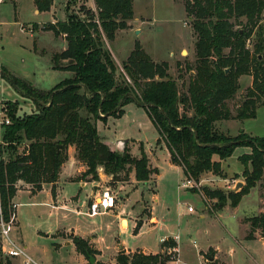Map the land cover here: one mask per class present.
<instances>
[{"label":"trees","instance_id":"1","mask_svg":"<svg viewBox=\"0 0 264 264\" xmlns=\"http://www.w3.org/2000/svg\"><path fill=\"white\" fill-rule=\"evenodd\" d=\"M93 1L96 10L83 5L81 13L76 14L70 13L69 2L65 21L42 27L64 38L66 48L52 56V70L71 73L70 78L50 90H36L34 85L11 74L8 77L23 96L33 100L37 112L19 118L17 103H3L9 108L5 114L10 121L1 127L0 193L4 220L11 218L17 184L31 185L36 194L44 185L57 183L69 160L70 148L75 149L76 160L85 167L71 182L98 181L99 169L117 182L129 181L132 172L137 182H149L157 169L151 168L142 144L141 157L136 158L127 144L123 150L115 151L99 135L98 123L121 118L128 104L146 110L160 134L157 145L164 142L171 163L183 169L188 181L200 183L207 173L222 176V162L236 148L249 147L251 153L240 157L246 180L244 190L227 195L204 190L206 199H229L231 207H237L251 189L264 183V137H249L245 132L230 137L218 130L217 123L254 119L258 108L264 106V0H183L194 34L196 57L194 66H186L190 74L187 84L182 75L179 80L171 77L168 63L155 62L139 42L122 63L119 79L118 65L107 42H112L119 31L130 28L133 0ZM34 3L43 13L51 11L54 1ZM37 28L35 24L33 34ZM0 75L4 76L2 72ZM243 76H250L252 85L234 112L229 102L236 98ZM5 147L12 151L23 149L7 158ZM247 221L250 230L246 240H255L257 233L264 239V212ZM71 240L84 257L99 254L88 240L76 235ZM161 246L172 252L126 253L120 249L116 263L167 264L176 259L175 241H164Z\"/></svg>","mask_w":264,"mask_h":264},{"label":"rangeland","instance_id":"2","mask_svg":"<svg viewBox=\"0 0 264 264\" xmlns=\"http://www.w3.org/2000/svg\"><path fill=\"white\" fill-rule=\"evenodd\" d=\"M53 1L51 11L40 14L36 13L34 0H6L0 6V72L4 75H0V100L3 121L8 119L5 109H9L4 107V102L18 104L19 118L37 112L33 100L23 96L10 82V74L34 85L36 90H50L72 76L71 73L52 71V56L63 51L66 42L63 37H56L52 32L42 30V27L52 21H65L69 2L70 13L75 14L81 13L80 8L83 5L93 10L96 7L93 0ZM134 10L137 18L135 23L140 25L137 30L141 31L140 34L137 31H119L112 42H107L118 65L117 77L120 79L123 60L132 52L137 40L154 61L168 63L171 77L179 80L182 75L187 84L190 74L186 66H194L196 57L194 35L187 19L184 1L134 0ZM37 23L39 28L33 34L32 30ZM182 48L186 49L180 52ZM251 85L250 76L240 78V90L236 98L229 102V107L234 112ZM26 93L30 96L36 95ZM124 109L125 114L121 118H109L106 123H98L99 135L115 151L123 150L119 145L120 141H127L131 155L136 158L141 157L142 144L146 155L151 156L153 165L158 169V173L151 178L154 181L150 183L137 182L134 172L130 174L131 182L120 181L123 188L118 199L126 198L122 202V209L128 212V215L123 216L128 217L131 225L135 224V227L123 231L118 224L119 218L113 217V212L96 217L89 216L93 191L91 185L85 190L86 196L81 197L86 199L87 205L82 208L83 213L78 214L69 209H55L50 203L52 198L47 193L50 191H41L33 196L27 193L34 192L33 187L19 182L17 187L21 193L16 203L12 201V214L18 215L10 233L13 241L26 248L27 254L38 264H89V258L80 254L74 243L66 244V240H71L72 235L65 231L72 233V230L83 236L96 235L97 248L101 254L95 255L94 264H117L116 257L121 246L158 253L164 241L176 242L173 254L177 257L168 264H212L217 252L227 264H264V241L246 240L250 230L247 220L264 212V183L251 189L235 208L231 207L229 199L219 202L218 199L204 197L205 189L221 191L225 195L244 190L246 180L243 177L244 166L240 157L251 153V149L236 148L224 161L222 176L208 174L203 179L204 174L200 183H188L182 168L172 165L164 142L157 145L160 134L146 110L136 104H128ZM237 122H219L217 128L230 137L239 136L242 132L249 137H264V106L258 108L256 118ZM19 149L21 152L23 148ZM17 151L5 147L4 156L9 158L17 154ZM72 155L70 148L69 159ZM215 158L218 160V156ZM74 166L76 165L71 160L62 179L72 173ZM99 175L100 179L94 182H99L102 189H114L117 185V181L106 175L103 169H99ZM77 177L79 173L74 178ZM78 183L80 182L63 187L58 199L64 204L69 203L70 198L80 192ZM239 183H243V187L237 189ZM156 192L158 201L154 203L153 194ZM190 207L193 212L189 211ZM152 216L154 220H151ZM3 248L4 240L0 228V260L3 264H25L24 257L10 258ZM170 252L172 250L168 247L163 249L164 254Z\"/></svg>","mask_w":264,"mask_h":264},{"label":"crops","instance_id":"3","mask_svg":"<svg viewBox=\"0 0 264 264\" xmlns=\"http://www.w3.org/2000/svg\"><path fill=\"white\" fill-rule=\"evenodd\" d=\"M133 9H134V0H133ZM36 13H38V14H40L39 13V11L36 9ZM187 15V14H186ZM136 19L137 18H135V10H134V18L129 22V25H130V29L129 30H125V32H135V31H137V30H139V28H140V25H137L135 22H136ZM54 21H52L51 23H53ZM38 24V23H37ZM124 31V30H123ZM140 32L141 31H137V34H140ZM194 35V34H193ZM194 37V36H193ZM195 40V39H194ZM64 42H65V40H64ZM137 42V40L135 41V43ZM135 43H134V46H135ZM66 48V45H64V47L62 48V50H64ZM186 48H182L181 50H180V52H183L184 50H185ZM113 53V52H112ZM125 60L127 59V57L126 58H124ZM125 60H123V61H125ZM122 61V62H123ZM155 62H159V61H155ZM52 71H54V70H52ZM57 72V71H56ZM56 86V85H55ZM54 86V87H55ZM2 100H0V102H1ZM222 122H228V123H231V122H233V123H236L237 121L236 120H231V121H222ZM239 124V122H237V125ZM0 133L2 134V132H1V130H0ZM1 134H0V144H1ZM164 147H165V149L168 151V153H169V150L167 149V147H166V145H164ZM123 148H124V146H123ZM123 148H121V149H123ZM71 151H73V155L70 157V159H69V161H68V163H66L64 166H63V169H62V173H61V175H60V179H59V181L57 182V183H55V184H47V185H44L43 186V190L42 191H50V192H47V193H49V195H50V197L52 198V199H50V203L53 205V207L55 208V209H62V208H64V209H69V210H73V211H75L76 213H78V214H82L83 212H82V208H84L86 205H87V201H86V199L84 200V199H81V197H83L84 195L86 196V192L87 191H85L86 189H87V187L89 186V185H91V187H92V189H93V191L92 192H94V193H92L91 192V194H92V198H91V201H90V203L92 202V200L94 199V198H96L97 196H98V194H100L101 193V190H103L104 188H106V187H104L103 189H102V187H101V184L98 182H94V181H92V182H90V183H88V182H80V183H78L79 184V186L81 187V189H80V192H79V194L77 195V196H72L70 199V201H69V203H63V202H61V200H59L58 198L60 197V191H62V189H63V187H65L67 184H72V183H74V182H71V180L70 179H72V178H74L75 176H76V174L77 173H82L84 170H85V167L81 164V163H79V161H77L76 160V158H75V149L74 148H71ZM169 155H170V153H169ZM149 158V161H150V166H151V168L152 169H157V168H155V166L153 165V162H152V160H151V156H149L148 157ZM72 160V163H73V165H76V166H74V170L72 171V173H69L67 176H65L64 177V179H62V175H63V172H64V170H65V168L67 167V165L69 164V162ZM76 163H79L81 166L79 167V166H77V164ZM223 164H224V161L222 162V168H223V170H224V167H223ZM173 165V164H172ZM176 166V165H175ZM177 167H179V166H177ZM183 170V169H182ZM158 173V169H157V171H156V173L155 174H157ZM133 174V173H132ZM208 174H212V173H207V174H205V176L204 177H202L203 179L204 178H206V176L208 175ZM213 175V174H212ZM134 176H135V174H134ZM152 176L153 175H151V178H152ZM215 176V175H214ZM155 178H156V175H155ZM130 179H131V176H130ZM151 181H154V179L152 180H150L149 182H147V183H150ZM129 182H131V181H129ZM117 183V185L114 187V189H112V188H110V189H112V191H113V193L117 196V206H116V208H115V210H113V211H108V212H106V213H101V215H104V214H108V213H110V212H113V217H116V218H119V220H118V224L120 225V227H121V229L123 230V231H127V230H130L131 228H134L135 226V224H132L131 225V220L128 218V217H126V216H123V214H126V215H128V212L126 213V211L124 210V209H122V202H124L125 201V199L126 198H124L123 200H119L118 199V195L119 194H121L120 193V191H121V189L123 188V186H122V184H120V182H116ZM76 184V183H75ZM83 190H84V192H83ZM41 192V191H40ZM40 192H38V193H33V192H27V193H29L30 195H33V196H35V195H37V194H39ZM21 192H17V195H16V197L14 198V201H15V203H16V200L18 199V196H19V194H20ZM157 192H156V194H153V197H154V203L155 202H157L158 201V198H157ZM129 197V196H128ZM88 201V202H89ZM71 202H72V204H71ZM89 203V204H90ZM16 211H17V206H16ZM152 211H153V207H151V215H152ZM100 215V214H99ZM99 215H97V216H99ZM121 215V216H120ZM16 217L18 218V215H17V213H16ZM94 217H96V216H94ZM151 220H154V218H153V216H152V219ZM150 220V221H151ZM66 233H70V235H76V236H80V237H82V238H84L85 240H88L89 242H90V244L96 249V250H98L99 251V249L97 248V244H96V235L95 234H90V235H86V236H83V235H81V234H79V233H75L74 232V230H72V233L70 232V231H65ZM255 240H263L264 241V239L263 238H261L260 236H259V234L257 233L256 234V239ZM73 243V241L72 240H66V244L67 245H71ZM161 248H162V246H161ZM210 248H212V247H210ZM120 249H124L125 251H126V253H130V252H136V251H142L143 253H145V254H158V253H163V249H161V251L160 252H158V253H153V252H149L148 250H146V249H141V248H138V249H136V250H131V249H126L124 246H121L120 247ZM215 251H217V250H215ZM203 252V251H202ZM99 253L101 254V251H99ZM100 256V255H99ZM221 256H219V254H218V252H217V255L214 257V260L213 261H217L219 264H227V262L223 259V258H220ZM219 259H221V261H222V263L220 262V260ZM168 264V263H167Z\"/></svg>","mask_w":264,"mask_h":264},{"label":"built area","instance_id":"4","mask_svg":"<svg viewBox=\"0 0 264 264\" xmlns=\"http://www.w3.org/2000/svg\"><path fill=\"white\" fill-rule=\"evenodd\" d=\"M6 0H0V6L5 3ZM9 119L2 120L1 119V102H0V130L2 124H9ZM188 183H192V181H188ZM187 183V186H188ZM117 206V196L113 193L112 189L109 187L104 188L101 190V193L98 194L96 198L92 200L89 204V216L94 217L101 213H106L108 211L115 210ZM190 212H193V208H189ZM16 215L12 214L11 218L8 222H6L2 215V207H1V193H0V228H1V235L4 240V253L10 258H18L24 257L25 264H38L35 262L26 252V248L18 246L13 239L10 237V233L13 230L14 221ZM7 246V248H5Z\"/></svg>","mask_w":264,"mask_h":264},{"label":"water","instance_id":"5","mask_svg":"<svg viewBox=\"0 0 264 264\" xmlns=\"http://www.w3.org/2000/svg\"><path fill=\"white\" fill-rule=\"evenodd\" d=\"M228 71V70H227ZM127 143V141H120L119 142V145L120 146H122V148H123V146L125 145ZM243 187V183H239L238 185H237V189H240V188H242ZM89 264H94L95 263V261H96V259L94 258V257H90L89 258Z\"/></svg>","mask_w":264,"mask_h":264}]
</instances>
